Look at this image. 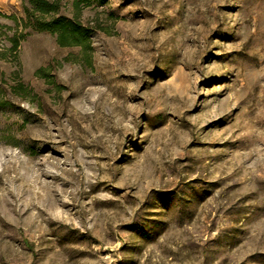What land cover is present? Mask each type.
<instances>
[{"label":"rangeland","instance_id":"374dc122","mask_svg":"<svg viewBox=\"0 0 264 264\" xmlns=\"http://www.w3.org/2000/svg\"><path fill=\"white\" fill-rule=\"evenodd\" d=\"M28 4L0 0V264H264V0H92L90 53Z\"/></svg>","mask_w":264,"mask_h":264},{"label":"trees","instance_id":"16d2710c","mask_svg":"<svg viewBox=\"0 0 264 264\" xmlns=\"http://www.w3.org/2000/svg\"><path fill=\"white\" fill-rule=\"evenodd\" d=\"M60 1L28 0L29 4L25 6L27 21L33 29L47 31L55 35L59 46H79L85 52L90 53L92 50L91 37L93 29L85 26L80 21V14L83 6L90 5L92 0H74L76 13L73 18L60 14ZM22 37L12 38L15 50L19 48ZM18 89L22 92L25 91L22 84L18 86Z\"/></svg>","mask_w":264,"mask_h":264}]
</instances>
